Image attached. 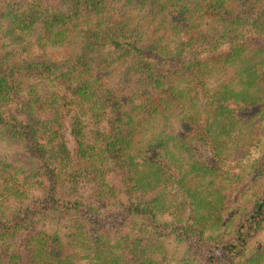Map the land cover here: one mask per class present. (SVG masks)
<instances>
[{
  "label": "trees",
  "instance_id": "1",
  "mask_svg": "<svg viewBox=\"0 0 264 264\" xmlns=\"http://www.w3.org/2000/svg\"><path fill=\"white\" fill-rule=\"evenodd\" d=\"M258 101L264 0H0V264H264Z\"/></svg>",
  "mask_w": 264,
  "mask_h": 264
},
{
  "label": "rangeland",
  "instance_id": "2",
  "mask_svg": "<svg viewBox=\"0 0 264 264\" xmlns=\"http://www.w3.org/2000/svg\"><path fill=\"white\" fill-rule=\"evenodd\" d=\"M263 102V103H261ZM258 104L262 105V115L260 119H258L257 122V129H255V134L254 137L245 143V149L246 153H256V151H261L262 148H264V101H258ZM92 125V124H91ZM89 124H86V127H89ZM69 145L71 146V141L69 140ZM201 153L202 155H208V151H204V149L201 147ZM255 155L248 154L246 155L245 158L240 159V163H248L251 161L253 158H255ZM239 170V168H238ZM192 176H195L193 174ZM240 183H238L233 189L232 193L229 194L226 197L225 203H226V208L227 210L224 209V211H231L237 208V201L239 198V188H240ZM248 188L247 196L248 198L253 196L256 191H260L264 187V171L261 172V174L253 181L248 183L246 185ZM264 241V221L262 223V227L259 229V231L252 237L249 250L251 246H255L258 243ZM251 251V250H250ZM7 258V257H6ZM8 259V258H7ZM9 264V260H6V262H3L2 264Z\"/></svg>",
  "mask_w": 264,
  "mask_h": 264
}]
</instances>
